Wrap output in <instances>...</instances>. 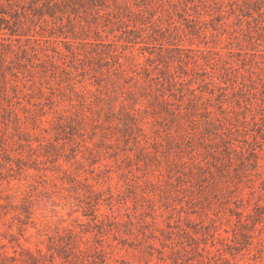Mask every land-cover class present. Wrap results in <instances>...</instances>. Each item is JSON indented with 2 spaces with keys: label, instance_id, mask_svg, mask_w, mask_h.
<instances>
[{
  "label": "rangeland",
  "instance_id": "rangeland-1",
  "mask_svg": "<svg viewBox=\"0 0 264 264\" xmlns=\"http://www.w3.org/2000/svg\"><path fill=\"white\" fill-rule=\"evenodd\" d=\"M0 264H264V0H0Z\"/></svg>",
  "mask_w": 264,
  "mask_h": 264
}]
</instances>
